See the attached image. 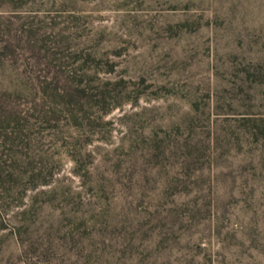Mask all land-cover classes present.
<instances>
[{
	"label": "rangeland",
	"instance_id": "374dc122",
	"mask_svg": "<svg viewBox=\"0 0 264 264\" xmlns=\"http://www.w3.org/2000/svg\"><path fill=\"white\" fill-rule=\"evenodd\" d=\"M0 264H264V0H0Z\"/></svg>",
	"mask_w": 264,
	"mask_h": 264
}]
</instances>
